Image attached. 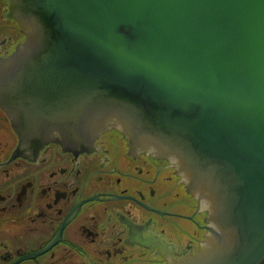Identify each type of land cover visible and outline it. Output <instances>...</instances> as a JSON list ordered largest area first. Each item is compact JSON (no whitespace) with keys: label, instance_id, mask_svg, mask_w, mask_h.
I'll use <instances>...</instances> for the list:
<instances>
[{"label":"water","instance_id":"1","mask_svg":"<svg viewBox=\"0 0 264 264\" xmlns=\"http://www.w3.org/2000/svg\"><path fill=\"white\" fill-rule=\"evenodd\" d=\"M25 41L0 60L20 151L117 130L172 161L207 211L183 264L264 260V0H10Z\"/></svg>","mask_w":264,"mask_h":264},{"label":"flooded vegetation","instance_id":"2","mask_svg":"<svg viewBox=\"0 0 264 264\" xmlns=\"http://www.w3.org/2000/svg\"><path fill=\"white\" fill-rule=\"evenodd\" d=\"M24 41L0 0V60ZM207 227L172 161L114 129L80 151H20L0 108V264H183Z\"/></svg>","mask_w":264,"mask_h":264},{"label":"trees","instance_id":"3","mask_svg":"<svg viewBox=\"0 0 264 264\" xmlns=\"http://www.w3.org/2000/svg\"><path fill=\"white\" fill-rule=\"evenodd\" d=\"M260 264H264V260Z\"/></svg>","mask_w":264,"mask_h":264}]
</instances>
